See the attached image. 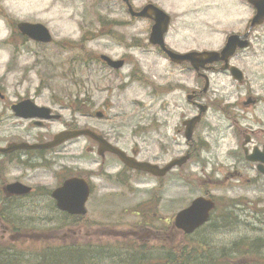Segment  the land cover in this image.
I'll return each instance as SVG.
<instances>
[{"label":"flooded vegetation","instance_id":"flooded-vegetation-1","mask_svg":"<svg viewBox=\"0 0 264 264\" xmlns=\"http://www.w3.org/2000/svg\"><path fill=\"white\" fill-rule=\"evenodd\" d=\"M118 1L129 17L128 22L138 20L131 16L124 2ZM245 3L249 16L237 22L238 25L226 35L221 47L201 51L217 52V62L199 64L198 69L194 70L188 62L173 63L156 48L181 75L188 72L194 77V86L188 90V94L186 92V99L190 96L191 100L187 103L193 107L195 114L181 120L177 133L185 137L186 122L194 121L191 140L186 141L184 138V155L189 156L188 162L196 160L199 175L194 180L183 176L174 177L179 184L175 186L177 189L184 193H196L175 213L172 212L175 201L172 199L174 182L170 172L157 176L130 168L114 153L100 148L98 141L91 137L68 139L50 148L21 147L23 144L45 145L63 132L88 129L130 158L160 167L165 165L139 160L136 150L127 151L120 146L123 138L113 129H94L87 121L77 123L74 114L68 118L53 111V115L17 114L12 106L25 99L9 102L6 92L0 87V264L24 262L21 258L23 254L18 252L23 251L25 254L27 246L18 240L19 236L15 232L38 229L44 221H53L56 228L68 226L72 243L84 244V253L77 258L86 260V264H171L173 247L188 246L189 243L191 246V237L197 233H203L199 246L208 247L216 239V233L235 225L247 212L252 213L254 219L264 227V115L237 113L253 112L263 100V97L251 94L247 87H242L247 82L243 68L245 56L252 51L253 35L264 27V20L253 25L256 10L247 0ZM129 4L137 12L153 3L146 2L139 8L133 5V0H129ZM153 5L166 12L159 3ZM197 10L199 13V0ZM146 20L152 27L153 20ZM171 26L170 16L166 38ZM197 29L196 46L199 47V21ZM171 38L174 41L172 35ZM230 38V54L222 55ZM188 52H199V49L177 53ZM123 60L126 62V59ZM234 68L241 72L236 71L235 74L241 81L231 75ZM219 75L228 77L236 88L243 89V97L236 94L234 99L221 96L215 100L208 99L215 92L212 89L213 81ZM212 104L218 115H213V123H209V115L205 114ZM202 109L204 112L199 115ZM235 110L239 111L233 112ZM77 116L82 120L91 119V115ZM78 141L83 144L77 146ZM76 149L85 152L95 168H76ZM72 178L83 180L87 190L84 215L60 210L53 196ZM197 198L203 199L202 202L212 208L199 228L185 233L176 227L175 217ZM204 210L202 208V214ZM44 215H47L46 218ZM49 216H52L51 219ZM205 234L207 237L212 236L210 243L205 240ZM261 242L262 248L264 236ZM43 253L38 254V264L44 262ZM55 255L47 260L50 258L54 263L57 258ZM175 260L182 262L184 259Z\"/></svg>","mask_w":264,"mask_h":264},{"label":"rangeland","instance_id":"rangeland-1","mask_svg":"<svg viewBox=\"0 0 264 264\" xmlns=\"http://www.w3.org/2000/svg\"><path fill=\"white\" fill-rule=\"evenodd\" d=\"M146 2L159 3L169 13L172 26L165 42L181 53L197 48L219 49L237 22L249 16L245 0H199V13L197 0H133V5L139 8ZM121 6L117 0H0V87L9 102L29 98L65 118L74 114L77 123L87 121L94 129H113L123 138L120 146L125 150L134 149L139 160L163 165L185 152L184 137L177 132L181 120L195 114L186 101L194 77L188 72L181 75L169 65L148 44L150 24L145 20L128 22ZM19 22L43 24L52 43L41 45L23 39L16 29ZM100 55L126 59V64L113 71L98 61ZM243 68L247 82L242 88L247 87L263 100L253 112H233L264 115V27L254 33L252 51L246 54ZM213 82L215 92L208 99H234L236 94H245L223 75L215 76ZM73 109L91 115V119H79ZM216 110L212 104L205 114L209 123H213V115H218ZM97 111L104 114L102 119L94 117ZM74 155L76 168H95L85 152L76 149ZM169 174L174 182L175 213L196 193L177 189L174 177L196 179V160ZM52 222L15 232L27 251L18 252L24 262L14 264H38L41 252L42 264H86V260L77 258L84 253V244H73L68 226L56 228ZM263 230L247 212L235 225L216 233L212 242V236L205 234V240L212 243L208 247L199 246L203 233L191 237V246L173 247L172 262L182 257L187 264H264V247H260ZM54 254L57 258L52 263L47 258Z\"/></svg>","mask_w":264,"mask_h":264},{"label":"water","instance_id":"water-1","mask_svg":"<svg viewBox=\"0 0 264 264\" xmlns=\"http://www.w3.org/2000/svg\"><path fill=\"white\" fill-rule=\"evenodd\" d=\"M127 2V0H124ZM257 9V16L255 17L253 24L259 22L260 19H264V0H249ZM134 14V13H132ZM150 14L154 16L153 21L154 25L152 27L149 41L153 45L160 46L171 58L173 62L180 63L182 61H189L192 66L196 67L199 63H213L219 60L218 53L215 52H204V53H188L185 55H179L173 53L171 51L166 50L164 42H163V35L167 30V25L169 22V18L167 15L156 8L155 6L148 5L146 6L140 13L134 14L138 17H150ZM18 31L30 38L35 42L40 43H50L52 41V37L48 29L43 26L42 24H29L21 22L17 24ZM231 44V38L229 43L222 51V55L227 56L230 54L228 52V47ZM228 52V53H227ZM204 57V58H203ZM101 59L106 62L110 67L114 69H120L123 66V61H114L106 56H101ZM13 111L20 115H49L50 110L45 107H39L31 100H24L17 105L12 107ZM202 111H204L202 109ZM99 116V114H98ZM192 121L188 123V129L186 132V138L189 140L191 138V130L192 125H189ZM89 131H76V132H64L60 135L56 136L55 140L51 143L45 145H35L29 146L23 144L21 147L26 149L32 148H50L59 144L67 139L78 137L83 134L92 135V137L99 141L100 145L105 148V150H109L110 152L116 154L119 159L128 167L137 169L140 171L148 172L152 175H164L169 170L173 169L174 167L182 166L188 159V156L181 157L179 159H173L170 161L165 167L159 168L156 165H152L146 162H137L135 159L130 158L125 155V153L115 147L106 145L105 142H102L101 139L97 138L94 133ZM53 196L57 200V205L60 210L66 211L70 214L76 215H84L85 214V202L87 198V190L83 180L78 178H73L67 180L64 185L57 191L53 193ZM204 208V213L202 214L201 210ZM211 208V206L207 207L205 202H202L199 198L194 200L192 204L180 211L176 218H175V225L182 229L186 233H190L199 227L206 219L207 212ZM207 210V211H206Z\"/></svg>","mask_w":264,"mask_h":264},{"label":"trees","instance_id":"trees-1","mask_svg":"<svg viewBox=\"0 0 264 264\" xmlns=\"http://www.w3.org/2000/svg\"><path fill=\"white\" fill-rule=\"evenodd\" d=\"M77 109H74V111H76ZM179 264H183V263H179Z\"/></svg>","mask_w":264,"mask_h":264}]
</instances>
